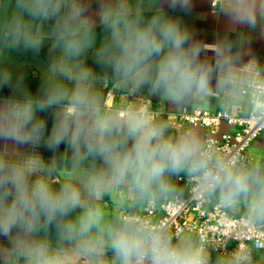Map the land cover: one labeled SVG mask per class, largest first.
I'll return each mask as SVG.
<instances>
[{
	"label": "clouds",
	"instance_id": "clouds-1",
	"mask_svg": "<svg viewBox=\"0 0 264 264\" xmlns=\"http://www.w3.org/2000/svg\"><path fill=\"white\" fill-rule=\"evenodd\" d=\"M214 5L236 35L209 45L165 11L191 0H100L99 42L88 0H0V86L13 83L9 50L50 41L52 53L38 95L21 76L0 100V140L32 149L0 150V264H264V150L223 147L150 102L177 113L219 105L264 130V63L244 58L264 0ZM90 49L111 78L85 63ZM49 111L46 136L38 113ZM41 142L66 149L45 160ZM196 204L252 239L228 247L149 214Z\"/></svg>",
	"mask_w": 264,
	"mask_h": 264
},
{
	"label": "built area",
	"instance_id": "built-area-1",
	"mask_svg": "<svg viewBox=\"0 0 264 264\" xmlns=\"http://www.w3.org/2000/svg\"><path fill=\"white\" fill-rule=\"evenodd\" d=\"M111 98L110 92L109 103L112 102ZM158 112L162 113L161 111ZM175 116L190 125L201 126L208 134L216 136L219 140L218 143L223 147L239 146L241 152H248L250 144L264 131L261 129L252 131V125L249 121L238 118L232 113L222 110V108L186 110L182 113L176 112ZM222 126L226 128L222 129ZM179 211V209L165 208L160 213L149 212V214L168 218L172 227L177 230L193 229L197 232H203L205 236L214 238L217 242H224L228 247L238 243L239 246L243 247L245 240L252 239L251 236H243L242 234L231 237L237 228V221L227 219L221 209L216 206L190 205L178 216Z\"/></svg>",
	"mask_w": 264,
	"mask_h": 264
},
{
	"label": "crops",
	"instance_id": "crops-1",
	"mask_svg": "<svg viewBox=\"0 0 264 264\" xmlns=\"http://www.w3.org/2000/svg\"><path fill=\"white\" fill-rule=\"evenodd\" d=\"M213 2L214 0H191V6L189 9L186 10L181 8L171 9L165 6V11L171 17L175 19H179L181 24L189 30L192 38L202 42L203 44L211 45L214 44L218 39L224 37H229L234 39L236 35L235 31H233L230 28L225 17L215 10V5ZM96 10H98V7L96 8ZM95 16H97V14H94V17ZM97 26H99V22L97 23ZM102 39L103 38H100L97 41L99 42ZM246 53L247 54L244 57L245 60L249 59L251 56H255L258 59V61L264 63V29H262L259 24L257 25V31L253 33L252 38L249 44L247 45ZM86 55H88L89 63L92 64L91 65L92 70L98 76L103 77L105 74H107L109 78H111L110 70H106L104 66L96 62L94 49H90ZM206 55L209 59H212L214 53L211 50H207ZM144 94L145 95L147 94V90H145ZM1 98L2 97L0 96V100ZM112 99L113 96L111 100ZM150 102L152 104L153 110L161 111L164 117L170 120L174 125H179L181 127L190 125L178 119L175 116L176 112L171 111L170 110L171 106L167 102L162 101L160 97L152 96L150 97ZM206 108L210 110H215L221 107L219 105H216ZM38 115L44 118L47 122V127L45 132V135L47 136L50 133V127H52V123H53L52 112L49 111L44 113H38ZM191 126H195V125H191ZM225 128H226L225 126H222V129ZM8 144H9L8 146L9 151H12L13 149L17 151H21L19 149L21 146L15 145L11 142H8ZM2 149L3 147L1 146L0 150ZM65 149H66V145L64 149L62 147L59 148L58 155L64 153ZM259 150H264V131L250 144L248 148V152L254 155H256ZM46 154L49 153L47 152L44 153L42 157L45 160L50 159L49 157L50 154L49 155ZM110 206H111V202L109 201L106 203V207H110ZM0 243H6L4 238L0 237ZM212 255L214 258L216 253H213Z\"/></svg>",
	"mask_w": 264,
	"mask_h": 264
},
{
	"label": "rangeland",
	"instance_id": "rangeland-1",
	"mask_svg": "<svg viewBox=\"0 0 264 264\" xmlns=\"http://www.w3.org/2000/svg\"><path fill=\"white\" fill-rule=\"evenodd\" d=\"M99 2L100 0H88L91 14L93 16L94 14H97V16L94 17L97 20V23L99 22ZM95 7H98V10H96ZM51 56L52 53L50 52V41H45L44 45L38 52H33L32 50H27L22 47L9 50L5 55V63L13 73V83L0 86V96L2 97L1 100L12 95L15 81L18 77L21 76L23 77V87L32 95H38L42 84V70L49 64ZM88 60V55H86L85 63L92 68ZM1 146L3 147L2 150H4L5 147H7L8 149L9 144L7 143V145H5V142L1 140L0 147ZM61 147L64 149L65 145L61 144L59 148ZM19 149L21 151L32 150L28 146H21ZM35 151L38 152L41 156L47 152L50 155H46H49L51 159L54 154L58 155L59 150L57 149L56 153H54L51 149L46 147L44 142H41V144L35 149Z\"/></svg>",
	"mask_w": 264,
	"mask_h": 264
},
{
	"label": "trees",
	"instance_id": "trees-1",
	"mask_svg": "<svg viewBox=\"0 0 264 264\" xmlns=\"http://www.w3.org/2000/svg\"><path fill=\"white\" fill-rule=\"evenodd\" d=\"M95 31H96V36H97V40L98 39H100V38H103V36H104V30H103V28H102V26H97L96 27V29H95ZM90 65H92L91 63H89Z\"/></svg>",
	"mask_w": 264,
	"mask_h": 264
}]
</instances>
